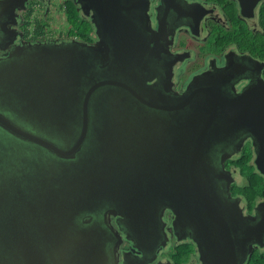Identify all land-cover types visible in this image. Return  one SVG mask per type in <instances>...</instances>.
Here are the masks:
<instances>
[{
	"label": "water",
	"instance_id": "water-1",
	"mask_svg": "<svg viewBox=\"0 0 264 264\" xmlns=\"http://www.w3.org/2000/svg\"><path fill=\"white\" fill-rule=\"evenodd\" d=\"M28 1L0 0V264L152 263L121 262L123 236L104 225L118 219L145 256L168 245L167 210L204 264H242L254 244L235 239L219 183L218 163L229 157L219 156L228 146L217 119L238 128L235 118H248L256 163H264V87L244 94L247 106L227 100L211 73L183 95L163 93L155 66L171 77L163 58L170 38L143 20L136 32L133 0H77L96 26L95 44L21 45L6 26ZM3 127L16 138L2 136ZM263 228L264 216L254 229Z\"/></svg>",
	"mask_w": 264,
	"mask_h": 264
},
{
	"label": "flooded vegetation",
	"instance_id": "flooded-vegetation-1",
	"mask_svg": "<svg viewBox=\"0 0 264 264\" xmlns=\"http://www.w3.org/2000/svg\"><path fill=\"white\" fill-rule=\"evenodd\" d=\"M67 1H71L78 15L86 21L85 23L90 24L92 30L88 38L72 37L70 30L57 31L59 26L53 25L52 22L54 17L57 19L63 17L61 14L66 12L64 10L66 5L64 7L62 5V10L51 19H49L50 8L47 7L43 13L46 23L42 22V25L48 33L42 36L35 34V23L38 19L33 21V16L40 13L44 5H51L53 0H29L26 8L18 12L19 19L16 25L12 27L7 25L6 31H11L9 33L13 34L15 29L16 35L22 36L21 45L26 46L73 40L89 45L95 44L98 41L95 24L83 13L77 0ZM133 1L137 3V9L130 10L128 15L130 20L138 25L139 30L136 32L140 34L143 20L144 24L149 23L155 33L160 32V37L166 35L170 38L171 43L163 42L166 45L164 50L167 49L163 58L167 65H174L171 77L165 79L163 67L155 66L158 72L157 84L163 93L169 88L170 95H183L196 77L211 73L217 77L219 91L227 100H236L242 102L241 106H247L248 101L244 94L251 92L257 86L264 87V0H142L141 3L138 0ZM29 15L30 17L27 18ZM2 23L0 21V30ZM0 43L4 45L2 40ZM5 54L7 51L0 50V58ZM161 79L164 83H161ZM217 81L215 80V84ZM244 97L245 99L241 101ZM235 120L240 123L238 128L235 127L233 118L217 119L224 124L220 131L222 137L227 140L228 146L219 153V156L229 157L223 167L218 163V167L224 171V179L219 183L223 186V197L232 204H228L231 216L239 227L235 239L241 241L243 238H249L246 247L254 244L242 264H264V228L257 231L254 229L264 216V163L259 165L256 163L258 150L253 137L257 133L245 127L244 123L248 118L239 117ZM2 133L4 134L2 136L15 137L4 127ZM242 154L252 155V162L248 167L252 174H248L237 164L236 160ZM124 168L125 165L118 166L117 170ZM103 218L102 214L100 219ZM174 218L172 210L163 213L162 234L168 235V238H163L168 245L158 246L154 253L145 256L135 249L133 242L127 240L126 234L121 231L118 219L111 217L110 227L103 225L108 231H118L123 236L124 242L120 249L121 262L123 256H128L132 262H148L155 258L148 264L159 262L175 264L177 247L189 245L191 252L183 258L181 264H204L200 259L197 244L191 239L189 229L182 231L175 227ZM258 234L262 235L260 240L256 239Z\"/></svg>",
	"mask_w": 264,
	"mask_h": 264
},
{
	"label": "trees",
	"instance_id": "trees-1",
	"mask_svg": "<svg viewBox=\"0 0 264 264\" xmlns=\"http://www.w3.org/2000/svg\"><path fill=\"white\" fill-rule=\"evenodd\" d=\"M67 9L66 12L69 16V25H70V36L86 39L89 37L91 33V27L89 24H79L76 22L75 18L78 16V11L75 7V5L71 1H66L65 3ZM31 15V14H30ZM30 15L27 17L29 18ZM36 27H35V34H42L44 28L42 25V21L36 20ZM237 164L243 168L244 171H246L248 174H252L253 172L248 169L252 162V155L251 154H242L239 158L236 160ZM176 254L174 256V263L175 264H181L183 261V258L186 257L191 252V246L189 245H183L178 246L176 249Z\"/></svg>",
	"mask_w": 264,
	"mask_h": 264
},
{
	"label": "rangeland",
	"instance_id": "rangeland-1",
	"mask_svg": "<svg viewBox=\"0 0 264 264\" xmlns=\"http://www.w3.org/2000/svg\"><path fill=\"white\" fill-rule=\"evenodd\" d=\"M63 1H64V4H63ZM65 1L67 0H62L60 2V0H53V2L51 3V5H44L43 8H42V11L40 13H37L33 16V21H35L36 19L38 20H41L43 23H46V17L43 15V13L45 12V9L48 7L50 8V18H52V16L54 17V15H57L58 12H60L62 10V5L64 7L65 5ZM67 7L65 8L64 7V10L66 11ZM63 17L61 19H57L56 17H54V20H53V25H57L59 26V30L57 31H60L62 29L63 32H67L68 30H70L69 28V16L66 12H64L63 14ZM76 22L79 23V24H88V23H85L86 21L83 20L81 18V16H77L75 18ZM90 25V24H89ZM46 28V26H45ZM58 29V28H57ZM61 32V31H60ZM45 33H48L46 30H43L42 34H39V35H44Z\"/></svg>",
	"mask_w": 264,
	"mask_h": 264
}]
</instances>
